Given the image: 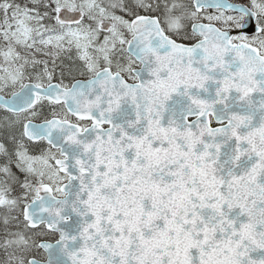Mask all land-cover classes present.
Here are the masks:
<instances>
[{
	"label": "snow or ice",
	"instance_id": "obj_1",
	"mask_svg": "<svg viewBox=\"0 0 264 264\" xmlns=\"http://www.w3.org/2000/svg\"><path fill=\"white\" fill-rule=\"evenodd\" d=\"M0 264H264V0H0Z\"/></svg>",
	"mask_w": 264,
	"mask_h": 264
}]
</instances>
